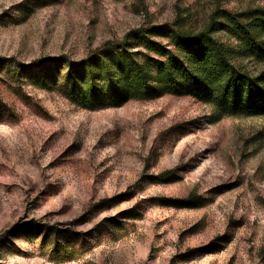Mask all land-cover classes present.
Returning a JSON list of instances; mask_svg holds the SVG:
<instances>
[{"label":"rangeland","instance_id":"1","mask_svg":"<svg viewBox=\"0 0 264 264\" xmlns=\"http://www.w3.org/2000/svg\"><path fill=\"white\" fill-rule=\"evenodd\" d=\"M256 8L264 0H0V264H264V117L216 120L174 94L89 109L69 98L66 67L20 66ZM129 52L158 58L137 42Z\"/></svg>","mask_w":264,"mask_h":264},{"label":"trees","instance_id":"2","mask_svg":"<svg viewBox=\"0 0 264 264\" xmlns=\"http://www.w3.org/2000/svg\"><path fill=\"white\" fill-rule=\"evenodd\" d=\"M221 31L230 34L238 47L220 42L215 34ZM131 42L158 58H137L138 54L129 52ZM98 51L80 62L61 56L20 66L24 70L37 67L50 77L66 67L69 98L89 109L174 94L212 105L216 120L264 117V70L252 75L233 62L239 56L264 63L263 8L219 12L198 32L185 30L178 22L132 30L121 41L105 42Z\"/></svg>","mask_w":264,"mask_h":264}]
</instances>
